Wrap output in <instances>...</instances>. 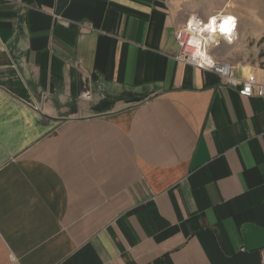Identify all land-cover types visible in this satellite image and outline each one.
<instances>
[{"label": "crops", "instance_id": "crops-1", "mask_svg": "<svg viewBox=\"0 0 264 264\" xmlns=\"http://www.w3.org/2000/svg\"><path fill=\"white\" fill-rule=\"evenodd\" d=\"M225 9L0 0V264H264V95L176 59Z\"/></svg>", "mask_w": 264, "mask_h": 264}, {"label": "built area", "instance_id": "built-area-1", "mask_svg": "<svg viewBox=\"0 0 264 264\" xmlns=\"http://www.w3.org/2000/svg\"><path fill=\"white\" fill-rule=\"evenodd\" d=\"M215 18V25L221 36L217 40L209 44V34L211 33L207 26L211 21V16L203 18L199 14H191L187 16L186 20L178 27L174 33L176 41L181 48V53L176 56L183 62L191 64L201 69H208L214 71L225 85L232 86L238 90L242 96H257L264 95V68L259 69V76L250 73L237 75L235 73V66L228 61H222L216 58L211 53V45H218L220 41L233 42L237 37V24L238 18L230 13H217L213 14ZM230 21L229 33L221 29L222 25ZM200 36V41L195 45L191 42L192 36Z\"/></svg>", "mask_w": 264, "mask_h": 264}, {"label": "rangeland", "instance_id": "rangeland-1", "mask_svg": "<svg viewBox=\"0 0 264 264\" xmlns=\"http://www.w3.org/2000/svg\"><path fill=\"white\" fill-rule=\"evenodd\" d=\"M226 1L232 2L244 15L258 14L261 18L259 22L238 24L236 39L233 42L220 41L218 45L212 44L211 51L217 54V57L214 56L219 60L238 65L240 69L244 66V73L264 68V0ZM220 13L234 15V12L228 9Z\"/></svg>", "mask_w": 264, "mask_h": 264}, {"label": "bare ground", "instance_id": "bare-ground-1", "mask_svg": "<svg viewBox=\"0 0 264 264\" xmlns=\"http://www.w3.org/2000/svg\"><path fill=\"white\" fill-rule=\"evenodd\" d=\"M230 17V16H229ZM211 21L209 22V24H208V26H207V28L209 29V30H211L210 32V34H209V37H210V40L208 39V41H209V44L211 43V42H213V41H215V40H217V38H219L220 36H221V33L220 32H218V29H217V27H216V25H215V18L213 17V16H211ZM232 20V17H230L229 19H228V23H225V24H223L222 25V27H221V29L220 30H222L224 33L223 34H225L226 32H228L229 33V31H230V26H231V24H230V21ZM200 41V36H198V35H196V36H192V39H191V42L192 43H194L195 45H197V43Z\"/></svg>", "mask_w": 264, "mask_h": 264}]
</instances>
